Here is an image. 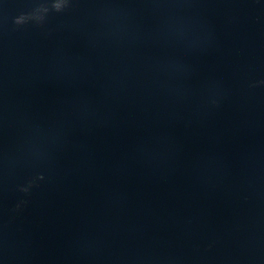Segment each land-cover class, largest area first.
<instances>
[{
	"label": "water",
	"instance_id": "water-1",
	"mask_svg": "<svg viewBox=\"0 0 264 264\" xmlns=\"http://www.w3.org/2000/svg\"><path fill=\"white\" fill-rule=\"evenodd\" d=\"M41 5L0 0V264H264V0Z\"/></svg>",
	"mask_w": 264,
	"mask_h": 264
},
{
	"label": "clouds",
	"instance_id": "clouds-1",
	"mask_svg": "<svg viewBox=\"0 0 264 264\" xmlns=\"http://www.w3.org/2000/svg\"><path fill=\"white\" fill-rule=\"evenodd\" d=\"M67 5L68 0H50V7L41 5L34 8L29 13H22L14 19V23L17 25H22L29 20L40 23L44 19V14H46L49 10L61 12L67 7ZM22 190L26 191V189Z\"/></svg>",
	"mask_w": 264,
	"mask_h": 264
}]
</instances>
